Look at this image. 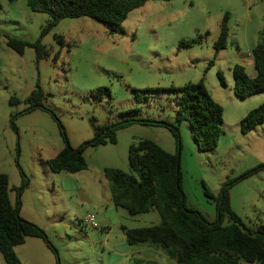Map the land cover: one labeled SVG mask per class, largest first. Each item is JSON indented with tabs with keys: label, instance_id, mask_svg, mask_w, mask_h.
I'll return each instance as SVG.
<instances>
[{
	"label": "rangeland",
	"instance_id": "374dc122",
	"mask_svg": "<svg viewBox=\"0 0 264 264\" xmlns=\"http://www.w3.org/2000/svg\"><path fill=\"white\" fill-rule=\"evenodd\" d=\"M0 1V172L8 176L12 203L20 193L19 215L47 238L27 236L14 247L23 264H179L158 246L125 240L121 226L158 224L157 210L130 215L122 208L113 213L112 203L100 206L110 193L104 168L134 173L128 148L141 138L178 151L188 207L214 221L216 200L204 193V186L217 196L227 182L230 207L242 222L248 227L264 224V167L243 176L264 164V122L248 132L239 126L246 112L264 101V91L235 95L232 72L240 64L249 75L255 73L252 48L264 26V0H146L111 34L101 21L65 17L41 38L46 54L40 58L34 47L26 46L20 54L6 39L34 42L48 14L31 10L26 0ZM225 12L228 38L217 51ZM200 78L223 107L222 134L214 150L197 147L187 121L179 126V141L164 125L134 121L117 130L115 143L87 146L86 169H49L47 157L66 145L64 134L72 147L94 136L91 118L100 125L130 116L172 121L176 92L152 89ZM37 84L49 110L27 109L25 99ZM103 86L111 96L96 94ZM86 213L95 215V228L83 221ZM0 264H7L1 253ZM239 264L249 263L241 259Z\"/></svg>",
	"mask_w": 264,
	"mask_h": 264
},
{
	"label": "trees",
	"instance_id": "16d2710c",
	"mask_svg": "<svg viewBox=\"0 0 264 264\" xmlns=\"http://www.w3.org/2000/svg\"><path fill=\"white\" fill-rule=\"evenodd\" d=\"M145 2L146 0H26L31 10L47 13L49 19L34 42L7 36L6 44L20 54L26 46L34 47L37 58H40L46 54L41 38L60 19L87 16L103 22L107 26V32L111 34L131 10ZM227 20L228 12H225L214 44L217 51L226 47L229 31ZM56 38L62 40V36ZM252 58L255 69L253 76L246 72L243 65L236 64L232 68L233 92L241 98L264 91V26L259 40L252 48ZM211 64L212 61L209 66ZM218 75L224 85L222 75ZM152 90L176 92V108L172 121L130 116L118 122L100 125L91 118L94 136L77 147H72L64 134L66 145L55 156L46 160L49 169L54 173H76L86 169L85 148L115 143L117 130L134 121L164 125L170 129L177 141L180 139V124L187 121L197 147L201 151L214 150L222 134L223 107L211 96L203 78L182 86L170 85ZM97 93L111 96L106 86L99 87ZM42 96L43 91L37 84L25 99L30 103L27 109L40 107L49 110L41 102ZM130 113L131 110L119 114L124 116ZM262 122L264 101L249 109L240 119V131L248 132ZM11 125L17 131L14 120ZM59 126L63 128L61 122ZM127 157L134 173L114 167L104 168L113 204L130 215L153 209L160 215L158 224L132 228L121 226L127 244L158 246L179 264H239L241 259L249 264H264V224L248 227L242 222L230 207L229 183L225 182L221 186L217 196L204 186V193L216 200L217 218L209 221L198 210L186 205L177 150L169 152L154 140L141 138L129 145ZM263 167L264 164H261L243 176ZM19 194H16L15 203H12L8 176L0 172V253L7 264H23L14 247L24 243L27 236L47 239L42 229L19 215ZM224 217L229 222L223 223ZM52 249L55 251L53 246Z\"/></svg>",
	"mask_w": 264,
	"mask_h": 264
},
{
	"label": "crops",
	"instance_id": "0c3cea01",
	"mask_svg": "<svg viewBox=\"0 0 264 264\" xmlns=\"http://www.w3.org/2000/svg\"><path fill=\"white\" fill-rule=\"evenodd\" d=\"M254 74H255V73H254ZM59 150H60V149H59ZM59 150H57V151L54 150V151L52 152L51 156L47 157V159H48V158H51V157H53V156H55ZM67 177H68V176H67ZM68 178L71 179L72 177H68ZM110 203L113 204L112 199H111V193H109V196L106 198L105 203L103 202L102 204H100V206H101V208H102V207H105V206H107V208H108V207L110 206ZM112 210H113V213L118 214V209H117V207H116L114 204H113ZM103 217H104V220L108 221V217H107V216H103ZM125 240H126V239H125ZM148 246H149V248H152L153 245H148Z\"/></svg>",
	"mask_w": 264,
	"mask_h": 264
},
{
	"label": "built area",
	"instance_id": "2783aa9c",
	"mask_svg": "<svg viewBox=\"0 0 264 264\" xmlns=\"http://www.w3.org/2000/svg\"><path fill=\"white\" fill-rule=\"evenodd\" d=\"M83 221L86 222V224H88L91 228H95L97 226V221L93 213H86L84 215Z\"/></svg>",
	"mask_w": 264,
	"mask_h": 264
}]
</instances>
